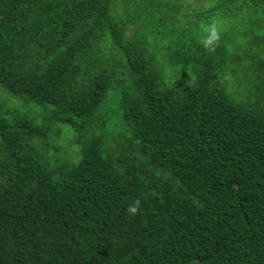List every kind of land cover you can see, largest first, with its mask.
I'll return each instance as SVG.
<instances>
[{
  "label": "trees",
  "instance_id": "trees-1",
  "mask_svg": "<svg viewBox=\"0 0 264 264\" xmlns=\"http://www.w3.org/2000/svg\"><path fill=\"white\" fill-rule=\"evenodd\" d=\"M193 261L264 264V0H0V264Z\"/></svg>",
  "mask_w": 264,
  "mask_h": 264
},
{
  "label": "clouds",
  "instance_id": "clouds-1",
  "mask_svg": "<svg viewBox=\"0 0 264 264\" xmlns=\"http://www.w3.org/2000/svg\"><path fill=\"white\" fill-rule=\"evenodd\" d=\"M202 31L205 33L203 38L200 40L201 46L209 52H214L219 47L221 36H222V24L221 22L213 18L208 23L201 25ZM141 210V201L139 199L134 200L130 203L126 209L129 216H136ZM193 264H197L193 261Z\"/></svg>",
  "mask_w": 264,
  "mask_h": 264
},
{
  "label": "rangeland",
  "instance_id": "rangeland-1",
  "mask_svg": "<svg viewBox=\"0 0 264 264\" xmlns=\"http://www.w3.org/2000/svg\"><path fill=\"white\" fill-rule=\"evenodd\" d=\"M111 124L108 126V129H109V131L110 132H114L115 130H116V126H115V121H112V122H110ZM116 127V128H115ZM64 134H67V135H69V136H71V137H77V136H79V133H74V131L72 130V129H70V128H66L65 130H64ZM109 134V137H107V141H108V144H111V137H110V135H112V134H115V133H108ZM77 147V146H76ZM75 146H73L72 148H76Z\"/></svg>",
  "mask_w": 264,
  "mask_h": 264
}]
</instances>
